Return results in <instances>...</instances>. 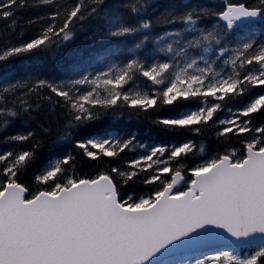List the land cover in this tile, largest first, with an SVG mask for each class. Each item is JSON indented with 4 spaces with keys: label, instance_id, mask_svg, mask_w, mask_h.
I'll return each instance as SVG.
<instances>
[{
    "label": "snow or ice",
    "instance_id": "1",
    "mask_svg": "<svg viewBox=\"0 0 264 264\" xmlns=\"http://www.w3.org/2000/svg\"><path fill=\"white\" fill-rule=\"evenodd\" d=\"M0 19V264H264V0Z\"/></svg>",
    "mask_w": 264,
    "mask_h": 264
},
{
    "label": "trees",
    "instance_id": "2",
    "mask_svg": "<svg viewBox=\"0 0 264 264\" xmlns=\"http://www.w3.org/2000/svg\"><path fill=\"white\" fill-rule=\"evenodd\" d=\"M36 11V9H31V8H28V9H20L18 12H17V16L20 18V19H24V18H27L28 16H30L31 14H33L34 12ZM8 23L7 20H4V19H0V29H3L4 26ZM19 29V24H17V30ZM79 38V37H78ZM259 119V118H258Z\"/></svg>",
    "mask_w": 264,
    "mask_h": 264
}]
</instances>
